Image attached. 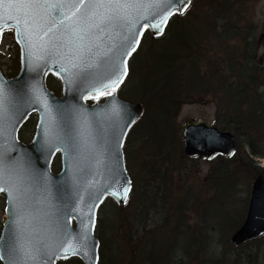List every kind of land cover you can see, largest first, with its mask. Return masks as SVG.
I'll return each mask as SVG.
<instances>
[{
  "label": "water",
  "instance_id": "obj_1",
  "mask_svg": "<svg viewBox=\"0 0 264 264\" xmlns=\"http://www.w3.org/2000/svg\"><path fill=\"white\" fill-rule=\"evenodd\" d=\"M5 13L6 9L0 6V41L2 30L6 28L2 19ZM7 27L15 28V23L8 21ZM150 30L154 36L160 35ZM124 34H127L126 31ZM140 37L138 34L139 40ZM16 39L21 45L20 73L6 80L0 71V92L7 93V116L0 114V153L7 151L10 157L8 162H20L23 169L20 173L22 183L18 185L20 190L13 192V198L8 195V183L0 182V188L4 189L8 197V219L0 238L1 259L3 264H9L8 246L16 241L19 245L31 247L47 240L52 221L59 218L70 230H75L74 236L82 230L81 220L85 225L94 222V227L89 228V248L86 251L89 256L94 252L97 259L89 261L87 256L79 257L85 264H97L99 242L94 235L96 212L106 196H111L120 205L126 202L131 182L125 168L122 146L129 128L143 115L144 108L139 102H128L116 95V89L125 75L120 77L116 87L107 89L111 95L103 103L89 105L85 97H96L97 93L92 88L98 85H90L86 80L69 83L65 73L60 72L58 76L63 82V96L56 97L47 88L45 78L48 72L56 74L60 71L62 65L54 63L58 57H46L45 64L44 61L36 60L35 56H28L23 37L18 38L16 33ZM101 39L105 45L111 46L107 37L102 36ZM128 57L125 55L117 61L121 64V72L125 67L127 69ZM33 89L36 90L35 95H39L46 104L33 102ZM113 109H116L115 114ZM34 111L40 116L36 135L32 143L23 144L17 138L18 128ZM129 116L133 118L131 122ZM53 118L55 130L52 127ZM69 138L77 146L74 151L66 148ZM183 138L185 153L189 156L205 158L217 153L231 155L235 150V136L230 131H222L204 122L188 124L184 128ZM59 150L62 152V170L55 174L50 166ZM73 178L79 181L77 185L73 184ZM123 187L129 189L126 195ZM116 190L121 191L120 197L111 194ZM20 201L27 202V212L20 208ZM93 204L95 207L89 214L88 206ZM65 209L67 215L64 214ZM72 218L76 220L75 228L71 226ZM263 234L264 171L253 184L246 219L233 234L232 241L239 245ZM41 259L44 264H48L45 258ZM55 263L56 258L52 261V264ZM35 264H41V260L38 259Z\"/></svg>",
  "mask_w": 264,
  "mask_h": 264
},
{
  "label": "trees",
  "instance_id": "obj_2",
  "mask_svg": "<svg viewBox=\"0 0 264 264\" xmlns=\"http://www.w3.org/2000/svg\"><path fill=\"white\" fill-rule=\"evenodd\" d=\"M257 1L196 0L193 16L178 17L174 22L171 35L164 39L165 48L162 41L151 43L143 66L147 72L141 79V100L148 107L150 122L138 144L141 149L144 144L147 150L138 173L150 175V183L155 182L146 193L149 207H153L150 203L154 201L157 207L171 210L172 206L163 204L164 201L174 197L176 189L188 179L190 167H196L190 166L196 161L184 154L180 129L175 126L181 107L193 103L192 99L186 100L188 97L212 95L217 100V124L236 133L235 154L215 158L216 163L205 176L208 190L203 198L193 191L196 202L191 208L205 214L230 245L231 234L245 218L252 183L263 169L255 157L264 156V93L259 91L264 85V66L257 59V37L247 33L256 28L253 8ZM16 53L17 65L15 56L10 65L11 75L19 67L18 48ZM153 113L155 118L150 116ZM238 167L242 173H236ZM173 202L174 207H182L175 203L176 198ZM208 205L211 207L207 208ZM166 226L164 223V229ZM176 232L187 241L183 246L173 240L161 244V253L163 245L166 249L164 264H174L173 260L169 262L172 253L181 248L198 264H229L225 254L217 256L210 251L205 257L199 235H194L195 242L191 243L187 235L182 238V231ZM158 253L157 257L161 254ZM157 257L145 255L144 261L157 264ZM66 264L82 263L70 259Z\"/></svg>",
  "mask_w": 264,
  "mask_h": 264
},
{
  "label": "snow or ice",
  "instance_id": "obj_3",
  "mask_svg": "<svg viewBox=\"0 0 264 264\" xmlns=\"http://www.w3.org/2000/svg\"><path fill=\"white\" fill-rule=\"evenodd\" d=\"M188 3L190 0H0V6L6 9L3 26L7 27L8 21L15 23L18 38L23 37L27 44L28 56H35L36 60L45 64L46 57H58L54 63L62 67L56 74L65 73L69 83L86 80L90 85H98L92 88L97 93L96 99L100 95H111L107 89L116 87L120 77L126 75V67L121 72V64L117 61L136 51L138 34L142 35L145 29L161 34L162 26L168 23L170 17L186 10ZM102 36L111 41V46L104 44ZM104 80L108 82L103 83ZM33 93V102L46 104L39 95H35V89ZM6 100L7 93L0 92V114L4 116H7ZM132 119L129 116L130 122ZM52 127L55 130L54 118ZM66 148L74 151L77 146L69 138ZM9 160L7 151L0 153V182L8 183V195L13 198V192L20 190L18 185L22 183L20 173L23 165ZM78 183L73 178V184ZM128 190L123 187L125 195ZM0 191L4 189L0 188ZM111 194L120 197L121 191ZM19 206L24 212L28 211L26 201H20ZM94 207L95 204L88 206L89 214ZM64 214L67 215L66 209ZM80 227L82 230L74 236V229L70 230L59 218L55 219L47 240L31 247L19 245L18 241L8 246L9 264H21V261L23 264H35L38 259L44 264L41 257L52 264L54 258L67 260L72 255L87 256L89 261H94L97 259L95 253L89 256L86 251L89 248V228L94 227V222L85 225L81 220Z\"/></svg>",
  "mask_w": 264,
  "mask_h": 264
},
{
  "label": "rangeland",
  "instance_id": "obj_4",
  "mask_svg": "<svg viewBox=\"0 0 264 264\" xmlns=\"http://www.w3.org/2000/svg\"><path fill=\"white\" fill-rule=\"evenodd\" d=\"M195 1L196 0H194L192 10L187 15L181 16L179 18L193 16V9L196 7ZM176 19L177 16L172 19L163 38L166 39L171 35ZM253 20L256 24V27L258 28V33H264V0H258L255 3L253 8ZM148 39L150 41L152 39L149 33L145 35L143 44L141 45V54L138 56L135 54L130 61V67L132 65L130 76L119 90L120 95L126 98L141 100V91L143 89V81H141V79L147 72L146 68L142 70V67L144 66L143 57H146L148 53ZM14 42V34L12 32L5 33L2 45L0 46V51L3 54L2 62L4 65H0V67L6 75L9 72L8 64L11 63V60L13 62V59L17 55V47L15 46ZM161 43L162 48H165L166 43L163 41ZM259 55L264 57V43L261 45ZM14 64L17 65V56L14 59ZM204 69L205 68H203V70ZM189 76L190 75L187 74L188 79H190ZM184 79L187 80L186 77H184ZM202 81L204 82V78H202ZM59 83L60 82L57 80H49L48 86L56 93H59L57 89V86L60 85ZM262 90H264V87ZM188 99H192L193 103H188L181 107L180 112L175 120V126L177 130L192 120L205 121L209 124H213L216 121L218 118L217 100L212 95H192V97H188L186 100ZM153 115L154 113L150 116L152 117ZM37 120L38 116L36 114H33L28 119V121L20 130V138H22L24 141H30L31 138H33ZM145 121L146 118L144 117L139 123L144 125L139 126V129L142 130V127L148 125L150 118L146 123ZM179 134L181 135V132H179ZM141 138L142 135L140 130L134 134L130 133L126 144L129 161L128 169L134 178V190L136 189V191L132 193L130 204H128L126 207H115L112 206L111 201L107 200L99 211L100 219L96 234L102 241L101 253H103V255L101 264H153L152 262L149 263V261H144L143 255L157 257V254H159L158 252H162V250H160V245L155 243L158 240H160V242H163L164 240H173L178 242L179 246H183L186 243L187 239H181L180 235H178L177 232L173 230V228L182 231L184 235L183 238H185V235H187L190 242L191 240L195 242L194 235H199L202 238L201 251L205 257H207L211 251L217 256L225 254L229 264H264V238H260L254 242L251 241L242 247H234L232 246L233 244L230 245L228 241L224 239V236L215 226H211L213 224L208 218L205 217V214L202 215L198 209H191L195 205L191 206L190 208L188 206L181 208L174 207L173 199L176 198L175 203L182 205L183 198L189 191H191V201L196 202V197L193 194V191H195V193L200 197H204L209 185L208 181L205 180V176L213 168L214 164L216 163V159H195L196 162L194 164H190V166L194 165L196 167H190V175L188 179H186L184 183L176 189L174 197L169 196V198L163 203L171 205V210L167 211L161 207H149L150 199H146L144 194L147 193L148 186L150 184L153 185L155 182L150 183V175H140L138 173L141 161H145L147 158V153H145L147 151L145 145H142V149L141 147L137 146L139 143H141ZM245 150L248 152L247 148H245ZM59 160L60 157L58 155L53 163L54 170L59 169ZM257 160L260 162V164H264V157L257 158ZM236 169L238 170L239 167ZM236 173L239 174L242 172L238 170ZM245 188L247 194V190L249 188L248 184L245 186ZM152 194L154 193L152 192ZM4 207L5 199L3 196H1L0 233L5 219ZM209 207L211 206L208 205L207 208ZM164 223L173 228L168 227L164 229ZM147 230L156 232L157 234H151V236L147 237L149 235ZM162 230H164V232L159 233ZM132 234L134 235V238ZM171 237H174L175 239ZM134 239L135 241H133ZM147 239L154 243L150 244L149 242H146ZM148 249H151V251ZM163 250L164 253H161L157 259L154 260L155 263L164 264L162 261V257L164 254H166L164 245ZM172 260L174 264H198L197 261L193 262L191 257H187L185 250L182 248L177 249L176 252L172 253V259L169 260V262ZM166 262H168V260H166Z\"/></svg>",
  "mask_w": 264,
  "mask_h": 264
},
{
  "label": "flooded vegetation",
  "instance_id": "obj_5",
  "mask_svg": "<svg viewBox=\"0 0 264 264\" xmlns=\"http://www.w3.org/2000/svg\"><path fill=\"white\" fill-rule=\"evenodd\" d=\"M262 41H264V38H262Z\"/></svg>",
  "mask_w": 264,
  "mask_h": 264
}]
</instances>
